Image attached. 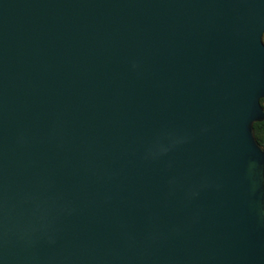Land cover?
Wrapping results in <instances>:
<instances>
[{"label":"water","instance_id":"obj_1","mask_svg":"<svg viewBox=\"0 0 264 264\" xmlns=\"http://www.w3.org/2000/svg\"><path fill=\"white\" fill-rule=\"evenodd\" d=\"M264 0H0V264H264Z\"/></svg>","mask_w":264,"mask_h":264},{"label":"trees","instance_id":"obj_2","mask_svg":"<svg viewBox=\"0 0 264 264\" xmlns=\"http://www.w3.org/2000/svg\"><path fill=\"white\" fill-rule=\"evenodd\" d=\"M262 40L264 42V32H263V35H262ZM263 100H264V98H261L260 99V103ZM253 128H254L255 138L257 139V141L260 144H262L264 146V120L263 121H259V122H255L253 124Z\"/></svg>","mask_w":264,"mask_h":264},{"label":"rangeland","instance_id":"obj_3","mask_svg":"<svg viewBox=\"0 0 264 264\" xmlns=\"http://www.w3.org/2000/svg\"><path fill=\"white\" fill-rule=\"evenodd\" d=\"M261 105H262V106H264V100H263V101H261Z\"/></svg>","mask_w":264,"mask_h":264}]
</instances>
